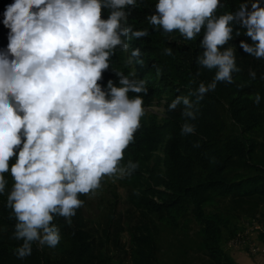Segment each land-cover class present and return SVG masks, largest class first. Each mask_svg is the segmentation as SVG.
I'll use <instances>...</instances> for the list:
<instances>
[{
  "label": "clouds",
  "instance_id": "obj_1",
  "mask_svg": "<svg viewBox=\"0 0 264 264\" xmlns=\"http://www.w3.org/2000/svg\"><path fill=\"white\" fill-rule=\"evenodd\" d=\"M141 3L12 0L5 6L2 23L9 31L7 46L0 49V196H6L5 206L15 218L18 259L31 256L34 244L56 248L62 239L58 217L70 224L85 204L82 196H96L105 181L125 180L140 166L125 161V153L142 127L149 89L134 72L115 70L112 57L119 48L129 52V64L143 63L140 48L131 42L150 32L129 23L130 7ZM261 4L240 0L235 10L221 11L222 0H156L155 11L146 16L155 31L178 32L190 41L199 36L203 51L195 62L215 70L211 81H200L194 92L177 95L168 105V111L179 109L184 118L182 135L195 134L199 101L218 82L234 83L233 74L240 71L237 47L230 43L240 37L237 24L252 41L241 40L239 47L264 60ZM164 52L171 55L172 49ZM110 67L119 86L109 80L105 88L100 82ZM249 76L257 79L253 70ZM262 101L256 92L254 103Z\"/></svg>",
  "mask_w": 264,
  "mask_h": 264
},
{
  "label": "trees",
  "instance_id": "obj_2",
  "mask_svg": "<svg viewBox=\"0 0 264 264\" xmlns=\"http://www.w3.org/2000/svg\"><path fill=\"white\" fill-rule=\"evenodd\" d=\"M11 2L0 0V49L8 43L9 29L2 21L5 6ZM239 2L222 0L221 11H233ZM155 3L156 0H142L137 8L129 9V23L150 32L149 36L131 42V47L140 48L143 63L129 64V55L119 48L112 57L115 70L126 75L134 72L146 81L149 89L144 95L147 113L135 134V143L126 150L125 161H139V168L129 177L133 202L157 221L156 229L148 227L146 232L131 235L132 263L155 264L153 259L160 251V226L181 235L193 234L197 249L205 252L214 264H236L222 249L232 215L221 205L230 199L238 205L244 199L257 201L255 208L264 203V101L259 106L254 103L256 92L264 96V80L260 79L264 60L249 56L239 47L241 40L250 44L252 41L237 24L240 37L230 43L237 47L240 71L233 74L234 83L218 82L216 90L199 101L193 121L196 132L182 135L184 118L179 109L168 111V105L177 95L194 92L200 81H211L215 70L195 62L203 51L199 36L190 41L178 32L152 29L146 16L155 11ZM107 15L108 10H104L102 18ZM166 47L172 49L171 55L165 54ZM250 70L257 73L256 80L250 78ZM109 80L119 86L111 67L100 83L106 88ZM191 98L196 99L194 95ZM155 102L165 108L161 117L148 112ZM8 179L11 187V177ZM5 201L6 196H0V264H95L96 259L104 260L103 264H123L113 259L108 245L98 246L95 241L77 245L66 240L67 224L63 217L55 221L62 235L56 248L34 244L31 256L18 259L15 248L21 241L13 238L15 218ZM261 234L264 242V232Z\"/></svg>",
  "mask_w": 264,
  "mask_h": 264
},
{
  "label": "rangeland",
  "instance_id": "obj_3",
  "mask_svg": "<svg viewBox=\"0 0 264 264\" xmlns=\"http://www.w3.org/2000/svg\"><path fill=\"white\" fill-rule=\"evenodd\" d=\"M261 6H264V0ZM148 112L158 113L161 117L165 108L155 102ZM132 195L129 178L116 183L105 181L96 196L82 198L85 204L77 210L72 222L69 224L65 221L66 240L77 245L90 241H95L98 246L108 245L113 259L123 264H133L131 235L146 232L148 227L156 229L154 223L157 220L138 209ZM256 203L244 199L238 205L230 199L221 205L227 214L232 215L225 230L222 249L236 264H264V242L261 236L264 232V203L255 208ZM159 228L162 229L157 237L160 251L153 259L155 264H214L205 252L197 249L193 234L181 235L170 229ZM149 231L156 233L152 229ZM102 261L96 259L95 264H103Z\"/></svg>",
  "mask_w": 264,
  "mask_h": 264
},
{
  "label": "built area",
  "instance_id": "obj_4",
  "mask_svg": "<svg viewBox=\"0 0 264 264\" xmlns=\"http://www.w3.org/2000/svg\"><path fill=\"white\" fill-rule=\"evenodd\" d=\"M259 229H260V227H259ZM264 250V249H263Z\"/></svg>",
  "mask_w": 264,
  "mask_h": 264
}]
</instances>
